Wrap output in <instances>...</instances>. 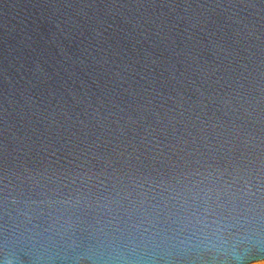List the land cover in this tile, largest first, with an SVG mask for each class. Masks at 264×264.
<instances>
[{
  "label": "water",
  "instance_id": "water-1",
  "mask_svg": "<svg viewBox=\"0 0 264 264\" xmlns=\"http://www.w3.org/2000/svg\"><path fill=\"white\" fill-rule=\"evenodd\" d=\"M264 261V0H0V264Z\"/></svg>",
  "mask_w": 264,
  "mask_h": 264
},
{
  "label": "rangeland",
  "instance_id": "rangeland-1",
  "mask_svg": "<svg viewBox=\"0 0 264 264\" xmlns=\"http://www.w3.org/2000/svg\"><path fill=\"white\" fill-rule=\"evenodd\" d=\"M252 264H264V261L255 262V263H252Z\"/></svg>",
  "mask_w": 264,
  "mask_h": 264
}]
</instances>
